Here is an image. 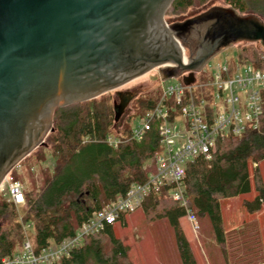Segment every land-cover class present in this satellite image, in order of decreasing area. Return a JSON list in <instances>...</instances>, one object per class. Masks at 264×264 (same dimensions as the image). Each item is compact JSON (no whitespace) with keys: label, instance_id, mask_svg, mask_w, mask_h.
Masks as SVG:
<instances>
[{"label":"water","instance_id":"water-1","mask_svg":"<svg viewBox=\"0 0 264 264\" xmlns=\"http://www.w3.org/2000/svg\"><path fill=\"white\" fill-rule=\"evenodd\" d=\"M173 0H0V182L52 132L53 111L139 80L188 85L238 42L264 48L252 14L212 6L181 22ZM113 121L132 100L116 91ZM122 120V119H121Z\"/></svg>","mask_w":264,"mask_h":264},{"label":"trees","instance_id":"trees-1","mask_svg":"<svg viewBox=\"0 0 264 264\" xmlns=\"http://www.w3.org/2000/svg\"><path fill=\"white\" fill-rule=\"evenodd\" d=\"M225 1V5L237 13H254L264 18L262 2ZM192 3L193 0H173L169 8L172 14H180ZM240 59L255 68H263L264 48L245 42L240 49ZM153 102L149 98L140 99L137 105L143 111ZM134 117L126 114L121 127L117 129L118 124L113 121L112 103L102 95L53 111L52 132L45 136V142L51 155L56 158L55 168L51 174L44 175L39 190H22L24 203L20 205V220H17V207L0 197V220L3 221L0 224V259L18 253L25 239L30 242V230V244L35 252L71 238L94 212L124 196L132 184L145 181L154 170L152 166L147 168L146 164L160 152V146L153 128L139 141L128 139ZM112 133L123 138L116 148H111L104 141ZM43 157L41 153L37 160L40 162ZM263 160L264 91L261 93L256 130L247 129L240 136L223 138L217 142L215 152L208 160L195 157L184 166L182 184L189 197L188 206L196 217L207 219L218 245H223L225 240L221 200L240 197L248 214L258 211L264 203V185L257 169L258 163ZM250 164L256 165L251 170V179ZM162 191L164 193L165 188ZM251 192L252 197L245 199ZM137 210L150 221L164 219L173 232L181 264H196L181 228V208L162 194H151L144 198ZM125 218L126 214H122L113 224L83 237L79 246L54 264H129L128 247L113 229L114 224H126ZM23 225L28 226L26 235L22 230Z\"/></svg>","mask_w":264,"mask_h":264},{"label":"built area","instance_id":"built-area-1","mask_svg":"<svg viewBox=\"0 0 264 264\" xmlns=\"http://www.w3.org/2000/svg\"><path fill=\"white\" fill-rule=\"evenodd\" d=\"M207 63L203 66L208 69L204 79L197 84L194 79L188 85L182 82L160 85L152 106L143 110L137 119H132L129 140L139 141L153 128L160 146V152L146 166H152L154 170L143 183L132 184L124 196L94 212L71 238L56 245H47L38 252L25 239L20 251L1 258L0 264H54L79 246L83 237L113 224L122 214L132 213L151 194H162L175 203L182 209L183 219L191 231L197 232L196 216L188 206L189 197L182 184L185 163L195 157L208 160L215 152L218 141L228 136H240L247 129L256 130L261 93L264 91V67L255 68L242 60L214 68ZM122 140L112 133L104 141L111 148H116ZM3 191H6L7 201L13 206L24 203L22 187L10 172L0 182V193ZM22 230L26 235L28 226L23 225Z\"/></svg>","mask_w":264,"mask_h":264},{"label":"rangeland","instance_id":"rangeland-1","mask_svg":"<svg viewBox=\"0 0 264 264\" xmlns=\"http://www.w3.org/2000/svg\"><path fill=\"white\" fill-rule=\"evenodd\" d=\"M252 1L264 3V0ZM225 3V0H193L192 6L180 14H172V10L168 7L164 13L163 19L167 25L174 22H181L200 11H204L208 7H228L225 5ZM247 3L249 4L250 0H247ZM238 14L244 15L241 13ZM252 15H254V13ZM256 17H258L260 21L264 23L263 17ZM242 46H245V42H238L226 47L210 59V61L207 63L208 66H210V68H214L216 65L223 63L231 65L237 61H240V49ZM206 69L207 68L204 67L199 73L194 74L195 84H197L201 79L205 78ZM181 77L182 76L169 78L161 84H157L153 77L145 76L139 80L127 83L125 87L122 86L115 91H110L103 94L102 97L110 99L111 103H117V98L115 96L116 91H123L122 88L127 87H132L136 90V94L133 96L132 100L129 102L123 112L121 117L122 120L119 119L117 122V129L121 127L126 114H132L133 116H136L134 117L136 119L143 114V111L140 110L137 105L138 100H145L148 98L154 100L159 94L160 85L165 86L167 84H179L181 83ZM43 143L44 146H38L37 148L33 149L29 155L21 160L10 171L11 177L13 176L15 180L20 183L24 192L39 190L42 187L44 175L51 174L55 168L56 158L51 155L45 142V138L43 139ZM41 153L44 157L43 160L39 162L37 160V156ZM146 165H149V162H147ZM255 167V164H250V179L252 177L251 170ZM257 169L259 171L261 182L264 185V160L258 163ZM252 195L253 192L248 194L246 198L250 199ZM0 197L7 200L8 196L6 191L0 193ZM223 202L224 200L220 201L221 212L224 214V227H226L223 245H218L215 243L210 225L206 218L196 217L198 225L197 232H192L189 224H187L184 219L180 221L182 231L188 241L196 264H258L261 260L259 254L260 246L256 239V234L254 233L255 230L250 228V226H246V228L243 229H238L237 231L233 229V226L236 224L234 221L240 222V219L243 218L242 212L244 209L242 208V201H240V204L236 209V212L239 213L238 218L232 216L234 213H230V210L226 208V204L224 205ZM235 204H238V202L236 201ZM21 209L22 206L15 208L16 212L18 213L17 220H20L21 218ZM247 220L248 218L244 219L245 222ZM125 221L126 224L123 226L120 224H114L113 229L115 234L123 241V244L127 245L128 247L127 260L129 264H181L175 246L173 232L164 219L150 221L144 216L143 213H141L140 210H137L132 213H126ZM241 222H243V219ZM2 223L3 221L0 220V224ZM29 235L30 243H32L31 230L29 231ZM25 237L27 238V236ZM224 252L226 255V260H224ZM211 253H213V255L216 257L215 259H212Z\"/></svg>","mask_w":264,"mask_h":264},{"label":"crops","instance_id":"crops-1","mask_svg":"<svg viewBox=\"0 0 264 264\" xmlns=\"http://www.w3.org/2000/svg\"><path fill=\"white\" fill-rule=\"evenodd\" d=\"M244 198L247 199L246 197H244ZM236 201L238 202V204H235ZM223 203H224V205L226 204L225 206L227 209L230 210V213H234L232 216H234L236 218L239 217V213L236 212V209H237L238 205L240 204V197H234V198L224 200ZM242 208L244 209V207H242ZM242 215H243V218L240 219V222L234 221V223H236L237 225L235 224L234 226L233 225H230V226H233V229L235 231H237L238 229L246 228V226H250V228L255 230L254 233L256 234V239H257L258 244L260 246L259 254H260L261 260L259 261L258 264H264V221H263V219H264V204H261L260 209L254 213L248 214L244 209L242 212ZM249 217H252V218H249ZM245 218H248V220L246 222L244 221ZM242 219H243V222H241ZM224 228H226V227H224ZM211 255H212V259L216 258L213 255V253H211ZM223 256H224V260H226L225 252H224ZM214 263H215V260H214ZM227 264H229V263H227Z\"/></svg>","mask_w":264,"mask_h":264},{"label":"flooded vegetation","instance_id":"flooded-vegetation-1","mask_svg":"<svg viewBox=\"0 0 264 264\" xmlns=\"http://www.w3.org/2000/svg\"><path fill=\"white\" fill-rule=\"evenodd\" d=\"M196 15V14H195ZM194 16V15H193ZM192 17V16H191ZM127 85V84H126ZM124 87H125V85H124ZM122 90L123 91H127V92H130L131 93V95H132V98H133V96L136 94V90H135V88H132V87H127V88H122ZM123 91H120V92H123ZM129 104V103H128Z\"/></svg>","mask_w":264,"mask_h":264}]
</instances>
